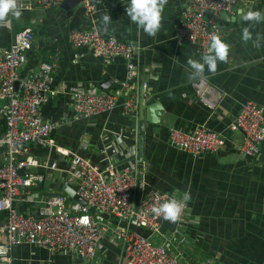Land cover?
<instances>
[{
  "label": "crops",
  "instance_id": "0c3cea01",
  "mask_svg": "<svg viewBox=\"0 0 264 264\" xmlns=\"http://www.w3.org/2000/svg\"><path fill=\"white\" fill-rule=\"evenodd\" d=\"M127 6L128 0H103L93 17H88L81 2L36 5L18 19L10 15L11 27L0 23V52L24 28L34 31L35 40L22 75L33 73L42 62L59 56L51 96L42 109L45 120L58 126L53 134L55 146H31L25 156L31 162L26 175L42 176L44 182L30 190L22 189L17 204L20 213L37 214L42 203L54 196L63 195L69 208L78 204L65 191L69 188L77 192L72 163L76 155L103 170L110 165L121 169L132 164L138 174L136 204L152 192L177 198H182L186 190L191 192L184 221L176 232H166V237L174 241V252L181 255V264H264V144L259 155L246 156L242 151L244 134L230 129L248 102L264 110V39L259 47L255 43L256 36L264 37V22L250 28L253 41L244 42L242 28L249 22L243 21L238 11L264 12V0H239L230 14L218 17L221 39L229 45V57L227 62H218L214 74L205 68L203 75L224 95L216 110L197 99L193 84L198 78L189 79L186 70L189 59L200 60L205 54L198 45L176 40L187 1L166 0L161 28L155 36L147 35L131 22ZM105 14L111 16L110 28L115 31L103 30L101 17ZM94 25L107 38L139 47L133 57L138 77L122 90L115 111L76 119L75 92L112 93L127 81V63L123 59L101 58L87 47L72 45L74 31L89 30ZM129 101L137 104L135 117L125 110ZM141 102L160 105L162 110L160 124L143 118L144 132L140 127ZM2 106L0 103V109ZM199 127L227 139L220 153L195 156L171 144L173 130L190 133ZM6 132L0 116V139ZM6 156L7 148L0 147V167ZM93 216L102 223L105 235L90 264H126L123 244L112 233L116 228L152 237L149 230L121 221L111 213L93 211ZM153 238L157 244L162 242L161 238ZM8 264L89 263L73 254L21 245L12 250Z\"/></svg>",
  "mask_w": 264,
  "mask_h": 264
},
{
  "label": "built area",
  "instance_id": "2783aa9c",
  "mask_svg": "<svg viewBox=\"0 0 264 264\" xmlns=\"http://www.w3.org/2000/svg\"><path fill=\"white\" fill-rule=\"evenodd\" d=\"M67 1L17 0V5L23 13L31 11L36 5H60ZM102 1L82 0L81 6L88 17H93ZM185 1L188 9L176 40L180 44L198 45L204 54H211V36L222 37L218 17L222 13L230 14L239 0ZM11 24V21L6 23L8 27ZM34 40L33 29L24 28L16 34L12 44L0 52V103H3L0 116L7 128L5 137L0 139V147L7 148L5 164L0 167V213L7 216L6 221L0 224V264H8L12 250L21 245L73 254L84 263H92L105 235L102 223L93 216V211L111 213L121 221L132 222L150 231L152 237L123 228L112 231L123 244L126 264H181L180 253H175L173 249V239L161 234L162 218H156L151 212L154 205L173 195L152 192L136 204L134 197L138 174L132 164L121 169L110 165L103 170L76 155L72 163L77 194L87 206L77 204L69 208L62 195L44 201L37 214L20 213L17 204L22 189L30 190L44 182L42 176H22L19 173L31 165L25 156L31 146L54 147L53 134L58 127L45 120L42 109L51 96L50 86L59 56L55 55L51 62H42L33 73L22 75ZM70 40L75 48L87 47L98 57L121 58L127 63V81L120 90L112 93L77 91L73 94L76 119L112 113L118 107L122 90L129 88L130 83L138 77L133 57L139 52V47L103 36L95 25L89 30L74 31ZM193 85L196 97L202 104L211 110L219 108L224 95L207 78H198ZM137 108L133 101L125 105L127 113H133ZM230 129L233 133L244 134L242 151L246 156L259 155L264 144V110L261 107L253 102L245 104ZM170 139L175 148L195 156L218 154L227 144V139L206 127H199L190 133L173 130ZM158 194L160 200L156 199ZM187 212L188 205L178 225L184 221ZM154 236L161 238L162 242L157 244Z\"/></svg>",
  "mask_w": 264,
  "mask_h": 264
},
{
  "label": "clouds",
  "instance_id": "9594fccd",
  "mask_svg": "<svg viewBox=\"0 0 264 264\" xmlns=\"http://www.w3.org/2000/svg\"><path fill=\"white\" fill-rule=\"evenodd\" d=\"M166 0H128L126 7V15L131 22L142 29L149 36H155L161 28L162 12L165 7ZM242 15L243 21L249 22L247 27L242 28V40L244 42L253 41V33L250 28L256 24L264 22V12L260 10H249L244 13L242 9H238ZM21 10L18 8L17 0H0V23H7L11 15L15 18H20ZM112 18L105 14L101 17V25L107 33L115 31L110 28ZM261 39L264 37L256 36L255 43L260 46ZM211 54L202 55L200 60L189 59L187 61L186 70L189 71V79L202 78L205 73V68L209 73L217 71L218 62H227L229 57V45L225 43L220 36L213 34L211 36V44L209 47ZM160 200L159 194L156 197ZM192 199L190 190H186L182 194V198H177L173 195L172 198L166 199L158 205H154L151 209L152 214L162 221L169 222L172 225L177 224L187 207V203Z\"/></svg>",
  "mask_w": 264,
  "mask_h": 264
},
{
  "label": "water",
  "instance_id": "95a60500",
  "mask_svg": "<svg viewBox=\"0 0 264 264\" xmlns=\"http://www.w3.org/2000/svg\"><path fill=\"white\" fill-rule=\"evenodd\" d=\"M82 2V0H69L65 2L66 5H72L73 3H79ZM161 108L160 105L154 104L151 106H147L144 102H141L140 106V113H141V131L144 132V127H145V122L144 119L146 118L148 122L153 123V124H160L161 123ZM138 112V111H137ZM137 112H133L132 116L135 117ZM145 115H142L144 114ZM144 118V119H143ZM143 138L141 137L140 139V145H141V151H142V142ZM22 176L26 175V169H22L19 172ZM66 193L78 204L82 206H87V203L77 194L76 191L73 189L65 188ZM162 224L161 228V234H166L167 230H171L173 232H176L178 228V224L175 225H170L168 222L161 221Z\"/></svg>",
  "mask_w": 264,
  "mask_h": 264
},
{
  "label": "trees",
  "instance_id": "16d2710c",
  "mask_svg": "<svg viewBox=\"0 0 264 264\" xmlns=\"http://www.w3.org/2000/svg\"><path fill=\"white\" fill-rule=\"evenodd\" d=\"M6 214L5 213H0V223H3L4 221H6Z\"/></svg>",
  "mask_w": 264,
  "mask_h": 264
}]
</instances>
